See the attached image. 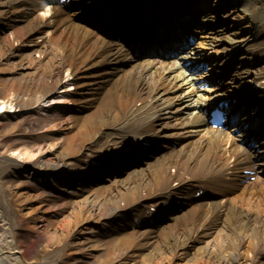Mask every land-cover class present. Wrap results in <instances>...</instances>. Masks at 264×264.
I'll return each mask as SVG.
<instances>
[{
  "label": "bare ground",
  "instance_id": "obj_1",
  "mask_svg": "<svg viewBox=\"0 0 264 264\" xmlns=\"http://www.w3.org/2000/svg\"><path fill=\"white\" fill-rule=\"evenodd\" d=\"M16 1L2 0L7 7L0 9V20L8 27L0 37V58L6 54L16 59L12 72L0 73V90L4 92L0 120L33 105L44 106L37 113L43 115L39 119L44 126L59 119L56 110H67L69 106L77 109L73 112L85 114L63 119L62 131L68 135L63 147L52 137L60 135V129L48 132L44 139L53 143L39 148L24 146L10 151L1 146L0 191L14 190V196L18 193L29 201L26 194L16 193L27 181L24 170H35L34 174L44 176L43 182L55 185L53 174L59 175L60 182L69 171H82V165L72 166L69 161L80 152L92 151V146H85L88 142L95 143L94 150L111 152V147L123 144L131 131L135 132L133 137L178 141L176 147L142 161L119 179L88 194L76 197L75 192H68L66 202L60 201L61 188L57 196L37 194V203L21 219L47 237L48 250L42 261L34 264H57L70 246L77 247L74 257L79 254L88 258L106 251L105 259L99 258L98 264L122 262L132 246L146 250L132 264H264V179L258 177L241 184V177H233L237 164L243 162L244 151L228 134L204 129L199 120L201 99L210 93L192 89L191 77L178 62L131 61L123 66L128 63V52L83 26L78 12L63 18L38 12L22 19L18 17L22 13L13 5ZM238 11L243 30L237 37L226 34L223 45L217 42V34L222 36L227 28L211 25L215 18L207 12L208 16L202 18L207 21L199 44L202 48H197L195 54L211 58L214 73L230 77L219 79L218 97L246 87L257 89L259 97H264V0H243ZM240 51L239 63L251 58V63L258 61L256 67L233 65V55ZM20 93L25 97L19 105ZM75 129L78 131L74 133ZM108 129L113 134L106 136ZM77 140L82 143L80 149L74 148ZM7 176L20 183L12 186L4 182ZM204 178L210 183L213 179L220 181L229 194L210 202L182 201L188 204L183 207L177 203L180 210L168 213L165 223L154 230L124 232L111 238L108 246L102 245L95 234L101 227L100 220L122 209L157 202L166 193L164 198L180 202V192L189 186H205ZM51 203L56 224L48 227L36 222L32 213H45ZM2 221L5 228L0 229V264H22L12 226L7 219Z\"/></svg>",
  "mask_w": 264,
  "mask_h": 264
},
{
  "label": "rangeland",
  "instance_id": "obj_2",
  "mask_svg": "<svg viewBox=\"0 0 264 264\" xmlns=\"http://www.w3.org/2000/svg\"><path fill=\"white\" fill-rule=\"evenodd\" d=\"M237 13L236 10L226 14L224 17H226L225 21L228 23L229 20H232L233 22H230V25H227L229 27L228 31L226 32L228 34L229 30H233L229 34H235L238 35L241 30H243V24L240 23L241 15L236 16ZM222 34V36H224ZM14 64H12L10 61L8 62L6 59L3 58L2 61H0V70L10 69L12 68ZM4 94L3 91L0 90V98ZM21 97H25L24 93H20L17 96V99H22ZM80 105V104H79ZM30 107L23 108L18 110L22 111L20 114L17 113L14 117L7 116L4 119L0 120V147H4L7 150H10L14 148L13 151L19 148L26 147H35L39 148L44 146L45 143H48L47 141H44L42 143L43 137L41 136V131L45 129H52V125L44 126L43 122H41L38 117L33 115L32 112L29 113L27 110ZM59 125V123L57 124ZM56 125V126H57ZM55 126V127H56ZM45 129H43V128ZM75 133V132H74ZM66 138L67 136L62 134L61 136H58L57 142L60 143L61 147L66 145ZM51 142V141H50ZM79 140L75 141L74 148L80 149ZM53 143V141L51 142ZM50 143V144H51ZM47 145V144H45ZM15 154V153H14ZM18 158V156H17ZM20 158V156H19ZM7 182L11 184L12 186L20 183L17 179H13L11 177L4 178V182ZM0 191V229L5 228V222L2 221V219L9 220L12 231L11 233L14 236V244L17 247L18 250L21 251L22 256V264H34L37 262L42 261L43 257L45 256L48 248L46 247V241L47 237L45 233L41 229H37L35 225L28 223L27 221L21 220L23 219V216L26 212L29 211V209L32 207V204L35 202L37 203V194H39L43 189H41L35 184L32 180H27L21 187V189L17 192L24 193L29 197V201L25 202V197L22 195V197L17 193L14 196V190L9 189H1ZM51 194L50 192H43ZM146 195L148 193L146 192ZM35 207V206H34ZM47 210L45 213H41L42 211H38L33 214V218L36 222H41V224H46L48 227L54 226L55 219L53 217V214L51 213V210L53 211V204L46 206ZM46 218V219H44ZM60 219V218H59ZM38 226V225H37ZM95 243V242H94ZM103 244L106 246L109 245V241H105ZM141 247V246H140ZM140 247H134L132 246L130 248V252L125 255V261L128 264H132L134 260H137L140 258L137 257L138 255H144L145 251H142ZM76 246H70L67 248L65 255L57 262V264H98V259H105L104 253L106 251H102L101 253H98L94 255L91 258L88 259H82L81 255L76 254V257H74ZM96 248L97 244H96ZM144 249V248H143ZM81 251V249H78ZM147 253V252H146ZM192 252L189 254L191 255ZM130 255L129 257H127ZM137 257V258H136ZM134 258V259H132ZM130 259V261L128 260ZM182 261L179 260L178 263H181ZM112 264V263H110ZM182 264V263H181Z\"/></svg>",
  "mask_w": 264,
  "mask_h": 264
}]
</instances>
